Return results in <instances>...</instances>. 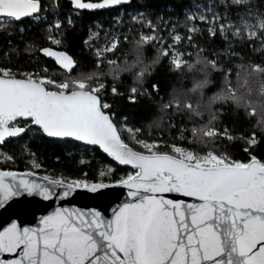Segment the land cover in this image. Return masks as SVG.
Instances as JSON below:
<instances>
[{
    "label": "snow or ice",
    "instance_id": "obj_1",
    "mask_svg": "<svg viewBox=\"0 0 264 264\" xmlns=\"http://www.w3.org/2000/svg\"><path fill=\"white\" fill-rule=\"evenodd\" d=\"M75 9H105L130 3V0H100L84 2L70 0ZM226 6L228 0H221ZM231 5L249 6L250 0H230ZM40 0H0V30L24 18H38ZM211 16L189 14L188 19L212 25L208 32L212 37L231 31L234 38L246 34L248 39H258L264 32V14L254 13L249 7L251 20L241 18L240 26L219 23V14L208 10ZM137 20V17L133 18ZM218 25V27H217ZM53 27L59 29L56 23ZM151 28V24H149ZM155 32V29H152ZM190 33L198 31L189 27ZM127 39V38H125ZM153 35H142L137 49L155 41ZM181 40L179 35L174 37ZM189 41L192 37H188ZM55 45L60 40L52 39ZM118 41L96 50V56L113 52ZM43 55L55 60L60 69L71 73L74 62L63 52L50 48ZM168 56V51L161 53ZM115 65V61H109ZM205 69L222 70L216 61H206ZM171 66L175 70L194 65L183 61L181 54L172 55ZM141 54L124 70L141 66L135 82L142 84L148 74V66H142ZM99 67V64L97 65ZM264 74V68H253ZM230 74L224 76V89L211 97L209 106L233 101L251 108L252 102L236 95L231 87ZM99 73L81 74L57 82L39 74L16 73L0 68V144L7 138L20 137L29 127L35 126L46 137L73 138L86 145L98 146L103 153L119 165L130 166L133 173L119 181L118 186L128 189L129 200L105 219L100 211L77 208H57L42 217L37 227L21 228L13 222L0 230V264H264V162L251 156L249 162L233 161L227 154L208 151L200 154L180 146H171L170 153L159 151L160 144L137 139L139 129L126 128L129 138L139 145L134 150L121 136V129L106 110L111 105L101 101L106 87L100 83ZM115 78V76H114ZM95 82V83H94ZM210 85L208 73L191 89L200 92ZM158 92V85L152 86ZM251 90L249 89V93ZM113 95L118 90L112 88ZM140 89H130V102ZM260 94L264 95V83ZM175 108L200 115L199 105L191 102L183 106L179 100L163 105V109ZM255 114V110L249 113ZM28 122L29 127L19 126L18 121ZM217 115L213 113L208 124L193 128L194 141L205 143L215 137L234 139L220 132L213 125ZM183 135V131L181 136ZM252 146L255 135L246 139ZM249 149L246 148L245 151ZM0 159H4L0 155ZM111 169H109V173ZM108 173L101 172L103 178ZM31 172L19 175L13 171L0 170V209L14 198L40 196L50 200L57 196L56 189H63L59 199H66L79 188L89 192L113 187L110 183H91L82 180L54 179L45 175L43 182L28 179ZM166 194L193 198L197 203L166 198ZM16 257L4 259L5 256Z\"/></svg>",
    "mask_w": 264,
    "mask_h": 264
},
{
    "label": "trees",
    "instance_id": "obj_2",
    "mask_svg": "<svg viewBox=\"0 0 264 264\" xmlns=\"http://www.w3.org/2000/svg\"><path fill=\"white\" fill-rule=\"evenodd\" d=\"M40 4L42 10L38 18L10 22V26L0 30V68L39 74L55 81L81 74H101L99 82L106 86L101 101L111 105L106 111L122 130V139L134 150L142 149L124 130L129 127L140 130L138 140L159 143L162 153H170L171 146L175 145L200 154L210 150L227 154L233 161L248 162L251 156H255L264 162V95L260 94L264 74L253 71L257 66L264 68V32L259 33L261 38L258 39H248L246 34L234 38L231 31L227 33V39L219 32L212 37L208 32L212 25L188 19L189 14H195L194 9L207 12L211 8L220 15L219 23L240 26L239 21L247 15L248 7L264 14V0H250L249 6L231 5L230 0L227 6L221 0H130L128 4L94 10L75 9L70 0H40ZM119 14L120 18L116 20ZM134 17L138 19L134 20ZM56 23L61 25L59 29L53 27ZM193 26L198 31L190 33L188 28ZM153 34L157 37L155 41L137 49V41L142 35ZM176 35L181 37L179 42L174 39ZM52 39L61 43L55 45ZM113 41H118L117 49L105 53L102 60L98 59L96 50ZM45 48L70 56L74 62L71 73L60 69L53 58L43 55ZM138 51L142 66L149 68L142 84L135 82L141 66L124 70L136 61ZM163 51H168L169 55H161ZM177 53L181 54L183 61L194 65L192 70H175L171 66L172 55ZM213 60L222 70L205 69L204 62ZM205 71L210 85L202 94L192 93L194 85L204 79ZM226 73L230 74L231 87L236 95L251 101V108L233 101L209 106V99L223 91ZM153 85H158V92L153 91ZM113 87L118 90V95H113ZM133 87L140 89L142 94H137L135 102H130ZM175 100H179L181 106L186 101L194 107L199 105L201 114L163 109V105ZM253 109L255 114L250 115ZM213 113L217 115L213 126L220 132L227 129L228 135L234 139L217 136L214 141L204 138L205 143L194 141L191 130L208 124ZM18 124L29 127L26 121L19 120ZM253 134L256 143L249 146L246 139ZM246 148L249 150L245 151ZM0 150L8 155L0 159L1 170H32L67 182L74 179L88 183L117 182L134 172L114 165L96 148L70 140L46 139L34 126L19 138L6 140ZM101 172L108 174L101 178Z\"/></svg>",
    "mask_w": 264,
    "mask_h": 264
},
{
    "label": "water",
    "instance_id": "obj_3",
    "mask_svg": "<svg viewBox=\"0 0 264 264\" xmlns=\"http://www.w3.org/2000/svg\"><path fill=\"white\" fill-rule=\"evenodd\" d=\"M25 19L27 18H24L22 20ZM20 121L25 122L22 119ZM43 137L50 140H70L87 147L96 148L102 155L107 157L109 161L114 165L121 168L132 169L130 166L119 165L111 157H108L106 153H103V151L98 146L86 145L81 141L74 140L73 138H56V137L50 138V137H46L45 135H43ZM17 138L19 137L7 138L6 140L8 139L14 140ZM1 145L2 144H0V146ZM3 171H9V170H3ZM13 172H16L19 175H23L24 173L31 172L33 175L29 176L28 179H34L37 182L46 183L42 180L44 176L36 174L30 170L13 171ZM95 183H99V182H95ZM109 183L113 184L114 186L105 189H100L96 192H89L84 188H79L76 189L70 197L63 200L58 198L59 193L63 191V189L60 188L56 189L57 196H54L50 200H44L40 196H36V195L33 196L23 195L14 198L4 208L0 209V230H3V228L10 226L11 223L13 222L17 223L21 228L37 227L39 226V221L42 217L52 214L57 208H77L80 210L100 211L101 215L105 219H110L112 218L113 210L121 206L123 203L127 202L129 200V197L127 196L128 189L122 186H118L119 181L109 182ZM166 198L184 200L186 203L198 202L195 201L193 198L179 197L176 196L175 194H166ZM10 258H16V257H9L7 255L4 257V259H10Z\"/></svg>",
    "mask_w": 264,
    "mask_h": 264
},
{
    "label": "rangeland",
    "instance_id": "obj_4",
    "mask_svg": "<svg viewBox=\"0 0 264 264\" xmlns=\"http://www.w3.org/2000/svg\"><path fill=\"white\" fill-rule=\"evenodd\" d=\"M249 8V7H248ZM209 10V9H208ZM207 10V12H204L202 9H194V13L196 14V16H199L200 14H204V15H207V16H211V13L209 12ZM252 11L254 12V13H258V12H256L255 10H253L252 9ZM43 17L45 16V15H42ZM120 18V14H119V16H117L116 17V20H118ZM243 19H245V20H251V17H249L248 15H246V16H244L243 17ZM55 22H56V20H55ZM239 23H241V19H240V21H239ZM94 31V30H93ZM92 31V32H93ZM63 80H58L57 82H62ZM0 155H2L4 158H7V153H5L4 151H2V150H0ZM109 169H111V168H109ZM108 169V170H109ZM30 171H32V170H30Z\"/></svg>",
    "mask_w": 264,
    "mask_h": 264
}]
</instances>
